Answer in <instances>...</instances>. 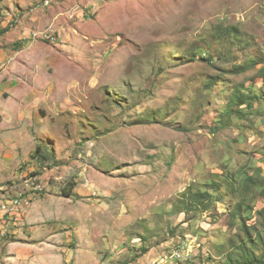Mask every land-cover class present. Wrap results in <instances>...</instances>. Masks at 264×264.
Here are the masks:
<instances>
[{
  "label": "rangeland",
  "instance_id": "374dc122",
  "mask_svg": "<svg viewBox=\"0 0 264 264\" xmlns=\"http://www.w3.org/2000/svg\"><path fill=\"white\" fill-rule=\"evenodd\" d=\"M0 43V186L31 200L0 264H234L233 205L253 237L264 208V0H0Z\"/></svg>",
  "mask_w": 264,
  "mask_h": 264
},
{
  "label": "trees",
  "instance_id": "16d2710c",
  "mask_svg": "<svg viewBox=\"0 0 264 264\" xmlns=\"http://www.w3.org/2000/svg\"><path fill=\"white\" fill-rule=\"evenodd\" d=\"M246 98L249 97H243L239 93H234L233 98H231L230 105L228 106V110L231 113H235L234 110H231L232 106H235V104L245 105L247 104L248 100ZM252 105V103L250 104ZM243 111H240V109L237 110V114L240 116H244L242 113ZM43 151L42 145H38L36 147L35 153L32 155L33 158L39 159ZM42 156V155H41ZM43 157V156H42ZM45 159V158H43ZM263 171L259 170L258 175L261 177H264ZM253 177L245 179V182L247 185L252 187H257L254 185L258 181H252ZM255 191H259L261 195L264 196V190L256 189ZM252 192V193H253ZM206 194V193H202ZM64 195L66 197H71L72 193L71 191L64 190ZM239 203L233 205V210L230 211V213L233 215V219H238L240 224V231L242 230V234L240 233L241 240H239V243L235 244V250H238V253L235 256H230L229 261L234 264H264V208L258 211V215L260 216V219L262 220V223L259 226V229L257 230L256 237H253L251 234L250 229L255 228L252 226H249L247 224V216L246 214L250 213V205L248 203V199L244 196H242L239 199ZM191 202V201H190ZM209 203V202H208ZM207 204V203H206ZM258 248L261 249L262 254L259 255Z\"/></svg>",
  "mask_w": 264,
  "mask_h": 264
},
{
  "label": "built area",
  "instance_id": "2783aa9c",
  "mask_svg": "<svg viewBox=\"0 0 264 264\" xmlns=\"http://www.w3.org/2000/svg\"><path fill=\"white\" fill-rule=\"evenodd\" d=\"M1 66L0 69H2ZM39 188L35 187L33 190L40 191ZM26 197L24 192L11 193L0 186V240L6 237L10 227L21 224L23 213L31 203V200ZM182 252L175 251L171 257L184 259Z\"/></svg>",
  "mask_w": 264,
  "mask_h": 264
},
{
  "label": "crops",
  "instance_id": "0c3cea01",
  "mask_svg": "<svg viewBox=\"0 0 264 264\" xmlns=\"http://www.w3.org/2000/svg\"><path fill=\"white\" fill-rule=\"evenodd\" d=\"M4 57H5V52L3 50H0V62L2 58L5 59ZM33 92H35V90L34 91L31 90L27 94L21 93L20 95H17L20 96L19 101L16 100L17 96H15V98L10 99L11 105L9 106V108L11 109V113L13 114L15 122L20 119V115L22 112H23L22 116H26L25 112L30 111L29 109L30 107L26 102L27 101L30 102L32 100V99L28 100L27 97H32ZM169 264H176V263L175 261H170Z\"/></svg>",
  "mask_w": 264,
  "mask_h": 264
}]
</instances>
